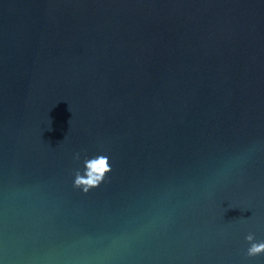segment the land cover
Instances as JSON below:
<instances>
[{
	"label": "water",
	"instance_id": "1",
	"mask_svg": "<svg viewBox=\"0 0 264 264\" xmlns=\"http://www.w3.org/2000/svg\"><path fill=\"white\" fill-rule=\"evenodd\" d=\"M262 243L264 0H0V264Z\"/></svg>",
	"mask_w": 264,
	"mask_h": 264
},
{
	"label": "clouds",
	"instance_id": "2",
	"mask_svg": "<svg viewBox=\"0 0 264 264\" xmlns=\"http://www.w3.org/2000/svg\"><path fill=\"white\" fill-rule=\"evenodd\" d=\"M90 167L92 168V172L89 174V179L87 181H84V183L87 185H95L97 181L101 179L99 174L105 171L104 160L101 159L97 163L92 164ZM248 239H251V237H249ZM262 250H264V243L260 245L253 244L249 248V255H256Z\"/></svg>",
	"mask_w": 264,
	"mask_h": 264
}]
</instances>
